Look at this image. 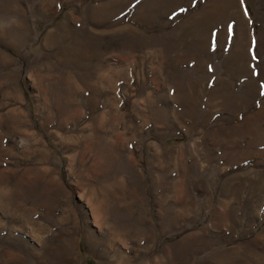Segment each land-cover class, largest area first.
Listing matches in <instances>:
<instances>
[{
  "label": "rangeland",
  "instance_id": "rangeland-1",
  "mask_svg": "<svg viewBox=\"0 0 264 264\" xmlns=\"http://www.w3.org/2000/svg\"><path fill=\"white\" fill-rule=\"evenodd\" d=\"M0 191V264H264V0H0Z\"/></svg>",
  "mask_w": 264,
  "mask_h": 264
},
{
  "label": "bare ground",
  "instance_id": "bare-ground-1",
  "mask_svg": "<svg viewBox=\"0 0 264 264\" xmlns=\"http://www.w3.org/2000/svg\"><path fill=\"white\" fill-rule=\"evenodd\" d=\"M47 38V37H46ZM116 74V71H114V70H109L108 71V73H107V76H108V82H109V86H108V89L107 90H110L111 91V93L113 92V89H114V87H113V85H114V82H113V78H114V75ZM115 86V85H114ZM112 99V100H111ZM111 99L110 100H108V102H107V105H106V107H105V111H104V115H106L107 116V114H108V112H110L111 111V109L113 108V106L115 105V103H114V98H112L111 97ZM105 117V116H104ZM108 119V118H107ZM106 120V119H105ZM107 121V120H106ZM92 144V143H91ZM91 146H93V145H91ZM100 147V146H99ZM24 149V148H23ZM109 151V150H108ZM108 151H104V152H100V155H101V157H102V159H103V157H105V155L107 156V157H109L110 155L108 154L109 152ZM74 159V158H73ZM105 159V158H104ZM103 159V160H104ZM100 161H101V159H100ZM108 161V160H107ZM105 162V161H104ZM71 163H72V161H71ZM104 164V163H103ZM106 165V164H105ZM107 166V165H106ZM109 168V167H108ZM107 168V169H108ZM44 171L46 170V169H43ZM104 174H107V175H109L108 174V172L106 173H104ZM102 175V174H101ZM122 178V177H121ZM122 181V180H121ZM123 182V181H122ZM101 183V182H100ZM119 182L117 181V184H118ZM80 185H81V183H80ZM121 185V184H120ZM123 185H124V182H123ZM112 186H116L115 185V182H114V180H112V181H105V182H103L101 185H100V187H101V189H102V191L104 190V191H109V190H111L110 188L112 187ZM94 189V188H93ZM97 189V188H96ZM100 189V188H99ZM95 190H91V192L89 191V193H88V200H89V204H91L92 205V213H94V216H95V222L96 223H99V224H101V223H103L102 222V213H101V211H102V209H101V205L100 204H97V205H95L94 206V204H93V197H95V192H94ZM99 191V190H98ZM118 191V190H117ZM122 191V190H121ZM4 192V191H3ZM100 192V191H99ZM2 195V191H0V196ZM87 195V194H86ZM110 195V194H109ZM117 196V195H116ZM115 200H116V198H115ZM102 201V200H101ZM98 202V201H97ZM100 203V202H99ZM125 203V202H124ZM121 204H123V203H121ZM56 220L57 221H59V222H68V221H70V222H73L74 221V219L72 220V218H70V217H68L67 216V214H63V215H60V216H57L56 217ZM13 255V254H12ZM12 255H11V257H12Z\"/></svg>",
  "mask_w": 264,
  "mask_h": 264
}]
</instances>
